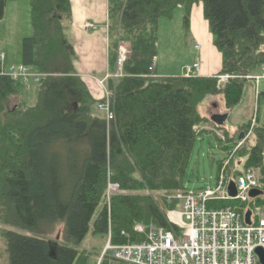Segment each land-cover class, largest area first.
I'll return each mask as SVG.
<instances>
[{
    "label": "trees",
    "instance_id": "obj_1",
    "mask_svg": "<svg viewBox=\"0 0 264 264\" xmlns=\"http://www.w3.org/2000/svg\"><path fill=\"white\" fill-rule=\"evenodd\" d=\"M12 1L0 0V21ZM200 4L223 57L221 71L214 77L149 76L158 57L160 21L183 8L190 29L192 10ZM30 5L33 33L23 40L20 64L44 75L36 105L28 104L25 85L3 74L0 62V225L6 227L8 264H91L80 248L92 225L94 234L108 238L111 230L116 245L145 240L136 232L139 224L178 231L167 214L181 203L155 195L184 190L200 136L223 133L220 142L236 145L250 128L251 121L240 119L236 129L219 127L209 110L220 99L230 118L244 97L245 77L262 72L264 0H109L110 122L97 114L99 102L74 66L63 24L72 15L70 0ZM122 47L127 53L121 65ZM223 76L234 78L221 88ZM258 102H264V92ZM204 124L212 129L200 128ZM244 158V172L264 164L261 116L252 139L236 154L230 178L244 174L238 170ZM109 182L122 191L112 196L111 209ZM219 206L243 212L249 204ZM60 224L63 241L53 244L48 236Z\"/></svg>",
    "mask_w": 264,
    "mask_h": 264
},
{
    "label": "built area",
    "instance_id": "obj_2",
    "mask_svg": "<svg viewBox=\"0 0 264 264\" xmlns=\"http://www.w3.org/2000/svg\"><path fill=\"white\" fill-rule=\"evenodd\" d=\"M93 28V23L87 24ZM199 49V47H197ZM124 56L120 58L123 64ZM157 58L150 68L151 77H155ZM4 66L3 74L15 81H21L26 88L32 82L40 84L43 74L23 64H14L6 67V56L0 57ZM200 60L193 66L186 68L187 77L199 75ZM116 76H119L117 74ZM230 80L232 76H223L220 79ZM254 83L257 100H259V87L264 83V68L257 75L245 77ZM228 82V81H227ZM103 89V98L98 103V110L103 112L110 122L114 119L111 98L113 96L106 88L105 80H100ZM258 102V101H257ZM258 105L251 120L249 134L244 136L238 144L229 149V157L220 166V174L216 187L202 188L196 192L180 190L172 195H166L168 201H178L180 208L168 211L169 225L175 230L150 226L146 228L139 224L136 232L145 235V240L138 243L114 244L111 230L108 242L100 255L99 262L110 259L123 264H261L256 253L258 248L264 249V164L259 168L250 169L236 179L230 178L229 170L232 160L237 152L254 134L258 125ZM219 136L225 140L224 136ZM234 181L238 196L229 195L230 183ZM253 190L262 191V195L250 197ZM117 183L109 182L106 199L111 204L112 196L120 193ZM238 201L249 206L243 212L231 206L220 207V203ZM251 211V224L246 222V214ZM123 235L126 233L123 232Z\"/></svg>",
    "mask_w": 264,
    "mask_h": 264
},
{
    "label": "rangeland",
    "instance_id": "obj_3",
    "mask_svg": "<svg viewBox=\"0 0 264 264\" xmlns=\"http://www.w3.org/2000/svg\"><path fill=\"white\" fill-rule=\"evenodd\" d=\"M185 20L186 11L184 9H178L172 19H162L160 21L158 65L160 66L159 74L164 77H187L186 68L194 65L193 61L197 55L195 46L200 45L204 48V44L201 41L195 38L193 34L190 35ZM32 33L33 25L30 0H16L10 2L7 6L4 19L0 21V52L6 55L8 67L12 65V63L18 65L22 62L23 40L31 36ZM210 36L212 38V35ZM213 43L214 39H212V44ZM126 51V48L122 47L121 56L125 55L127 53ZM200 53H202V51ZM186 64L188 65L185 66ZM31 71H35V69L31 68ZM227 81L228 80L225 78L220 79L219 86L223 88L227 84ZM259 90L260 92H264V83L260 85ZM39 91L40 86L34 82L25 90L24 96L29 105H36ZM13 101L17 102L16 100ZM257 101L255 85L252 81H248L243 99L239 104L233 107L230 118H228L227 128L236 129L238 126V119L244 122L251 121L257 105L259 111L258 115L259 117L261 116L262 121H264V102L259 104ZM220 102V99L212 100V103L216 104L217 107L210 106V114H226ZM97 112L99 116H105L103 112L99 110ZM201 127L207 128L208 130L212 129L211 126L205 124L201 125L200 128ZM250 128L243 133L244 136L249 134ZM221 134L223 135V133ZM218 137H220L219 133L209 132L197 139L184 181V188L186 191L196 192L202 188H208L210 186L216 187L220 174V166L222 162H225L229 157V152L222 148L226 147L232 149L234 147L233 143L227 141L220 142ZM252 137L253 136L247 141H250ZM234 160L235 158L232 160V163ZM236 160H239V158H236ZM245 162L246 158H244L243 164L238 167L239 171H245ZM119 194H122V191ZM155 196L157 199L168 200L164 193L156 194ZM108 206L109 209H111V204H108ZM249 206L253 207L254 205ZM5 228L6 227L0 225V264H8L3 232ZM63 229V224H60L50 233L48 238L53 244H57L58 241H63ZM93 231L94 228L92 225L91 231L80 250L90 254L91 264H97L109 238L105 234H94ZM110 262H112V260H110Z\"/></svg>",
    "mask_w": 264,
    "mask_h": 264
},
{
    "label": "crops",
    "instance_id": "obj_4",
    "mask_svg": "<svg viewBox=\"0 0 264 264\" xmlns=\"http://www.w3.org/2000/svg\"><path fill=\"white\" fill-rule=\"evenodd\" d=\"M70 2L72 15L66 18L63 24L66 37L71 42L76 55L74 66L94 98L100 102L104 92L99 81L109 77V0H70ZM191 15L190 35L193 34L204 44V48L200 45L195 46L197 55L193 64L200 60V77L217 76L222 69L223 57L214 43L212 44L213 36L212 38L210 36L212 34L209 23L204 17L203 6L196 5ZM90 22L94 24L93 28L87 27ZM159 69L157 61L156 74L164 77L159 74Z\"/></svg>",
    "mask_w": 264,
    "mask_h": 264
},
{
    "label": "water",
    "instance_id": "obj_5",
    "mask_svg": "<svg viewBox=\"0 0 264 264\" xmlns=\"http://www.w3.org/2000/svg\"><path fill=\"white\" fill-rule=\"evenodd\" d=\"M228 118H229V114L228 113H226V114H214L212 116L211 120L217 126L223 127V126L226 125V123L228 121ZM243 139H244V134H241L240 140H243ZM228 190H229L230 197L235 198V197L238 196L237 187H236V184H235L234 181H232L230 183V186H229V189ZM259 195H262V191L253 190L250 193V197H252V198L257 197ZM246 222L248 224H251V211H249L246 214ZM256 253H257V255H258L259 259H260L261 264H264V249L258 248L257 251H256Z\"/></svg>",
    "mask_w": 264,
    "mask_h": 264
}]
</instances>
